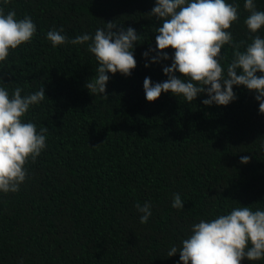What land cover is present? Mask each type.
Here are the masks:
<instances>
[{"label": "trees", "instance_id": "obj_1", "mask_svg": "<svg viewBox=\"0 0 264 264\" xmlns=\"http://www.w3.org/2000/svg\"><path fill=\"white\" fill-rule=\"evenodd\" d=\"M226 3L239 5L234 42L250 43L245 0ZM254 3L264 11V0ZM154 6L155 0H0L5 13L30 16L37 29L0 62V87L10 95L20 87L22 96L43 87L45 99L22 119L38 131L48 128L46 148L25 165L19 191L0 192V264H180L179 252L167 253L194 223L236 207L264 210V114L254 91L234 86L237 99L227 106L204 105L206 93L191 104L170 92L146 100L145 77L165 81L163 67L171 65V59L151 63L155 52L142 55L156 48L162 25L149 14ZM108 22L132 27L141 38L131 75L108 73L105 101L85 88L98 67L90 41L54 48L47 32L63 27L71 40L94 36ZM253 35L264 38V27ZM233 51L221 50L225 75ZM242 156L249 163H240ZM177 193L182 209L171 206ZM137 202L152 205L145 224Z\"/></svg>", "mask_w": 264, "mask_h": 264}, {"label": "clouds", "instance_id": "obj_2", "mask_svg": "<svg viewBox=\"0 0 264 264\" xmlns=\"http://www.w3.org/2000/svg\"><path fill=\"white\" fill-rule=\"evenodd\" d=\"M9 2L3 0L4 5ZM243 6L249 12L244 24L250 43L234 42L230 31L233 23L239 20L238 4L226 3V0H155L149 14L162 25L156 29V48L142 55L147 58L149 52H155L151 63L171 59V65L163 67L165 81L153 84L150 77H145L146 100L154 102L162 93L170 92L191 104L199 94L206 93L208 98L202 101L204 105L227 106L237 99L233 87L242 85L256 93L259 112L264 114V38L253 35L264 27V11L256 9L254 0H245ZM36 31L30 16L18 19L14 9L5 13L0 7V62L7 60L10 50L30 43ZM63 32V27L47 32L52 47L90 41L88 51L94 54L98 67L85 88L91 95H99L107 101L108 73L131 75L137 66L133 48L141 35L132 27L118 28L114 22L106 23V28H98L94 36L83 34L69 40ZM225 45L234 49L226 75L220 62L225 59L221 55ZM241 47L245 50L240 51ZM169 48L174 50L171 57L165 51ZM177 72L183 79L176 75ZM258 72L262 75L258 76ZM22 91L16 87L10 95L5 87H0V192L3 193L19 191L27 177L25 165L29 160L35 163L46 148L48 128L42 126L38 131L36 124L22 119L30 106L45 99V90L42 87L26 96L21 95ZM249 161L248 156L240 159L242 164ZM171 206L184 208L178 193L173 194ZM135 207L142 213L140 223H147L152 215L151 203L141 206L137 202ZM177 252L180 264H241L244 259H264V210L253 211L249 206H242L211 220L201 219L191 226V234L182 240L179 248L171 246L167 256L172 257Z\"/></svg>", "mask_w": 264, "mask_h": 264}]
</instances>
